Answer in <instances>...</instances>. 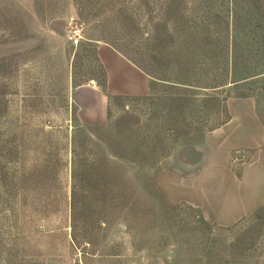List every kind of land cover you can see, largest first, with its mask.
<instances>
[{
	"label": "rangeland",
	"instance_id": "obj_1",
	"mask_svg": "<svg viewBox=\"0 0 264 264\" xmlns=\"http://www.w3.org/2000/svg\"><path fill=\"white\" fill-rule=\"evenodd\" d=\"M0 264H264V0H0Z\"/></svg>",
	"mask_w": 264,
	"mask_h": 264
},
{
	"label": "crops",
	"instance_id": "obj_2",
	"mask_svg": "<svg viewBox=\"0 0 264 264\" xmlns=\"http://www.w3.org/2000/svg\"><path fill=\"white\" fill-rule=\"evenodd\" d=\"M97 56L107 75L106 93L123 97H139L149 92V76L131 64L125 57L104 43H97ZM96 93L97 90H93ZM99 102L105 103L107 97L102 92ZM98 96V95H97Z\"/></svg>",
	"mask_w": 264,
	"mask_h": 264
},
{
	"label": "built area",
	"instance_id": "obj_3",
	"mask_svg": "<svg viewBox=\"0 0 264 264\" xmlns=\"http://www.w3.org/2000/svg\"><path fill=\"white\" fill-rule=\"evenodd\" d=\"M77 32L73 31L72 36H70V40H73L74 43H76L78 40L75 38L76 37Z\"/></svg>",
	"mask_w": 264,
	"mask_h": 264
}]
</instances>
